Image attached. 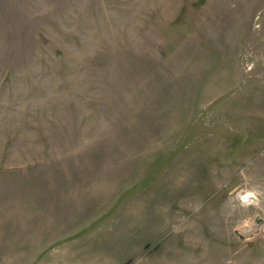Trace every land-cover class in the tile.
I'll use <instances>...</instances> for the list:
<instances>
[{
    "label": "rangeland",
    "instance_id": "374dc122",
    "mask_svg": "<svg viewBox=\"0 0 264 264\" xmlns=\"http://www.w3.org/2000/svg\"><path fill=\"white\" fill-rule=\"evenodd\" d=\"M0 264H264V0H0Z\"/></svg>",
    "mask_w": 264,
    "mask_h": 264
},
{
    "label": "water",
    "instance_id": "95a60500",
    "mask_svg": "<svg viewBox=\"0 0 264 264\" xmlns=\"http://www.w3.org/2000/svg\"><path fill=\"white\" fill-rule=\"evenodd\" d=\"M256 220H259V218H257Z\"/></svg>",
    "mask_w": 264,
    "mask_h": 264
}]
</instances>
